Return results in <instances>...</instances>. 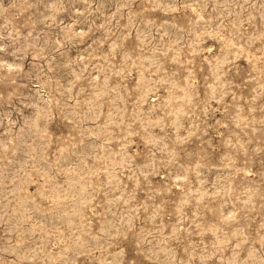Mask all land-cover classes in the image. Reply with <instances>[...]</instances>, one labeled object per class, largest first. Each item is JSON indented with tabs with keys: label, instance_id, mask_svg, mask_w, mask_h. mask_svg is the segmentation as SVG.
Masks as SVG:
<instances>
[{
	"label": "rangeland",
	"instance_id": "374dc122",
	"mask_svg": "<svg viewBox=\"0 0 264 264\" xmlns=\"http://www.w3.org/2000/svg\"><path fill=\"white\" fill-rule=\"evenodd\" d=\"M0 264H264V0H0Z\"/></svg>",
	"mask_w": 264,
	"mask_h": 264
}]
</instances>
